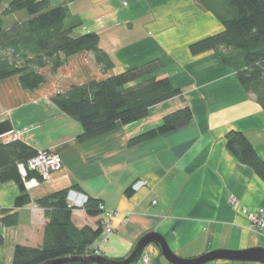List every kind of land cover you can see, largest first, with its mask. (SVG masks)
I'll return each mask as SVG.
<instances>
[{"label": "crops", "instance_id": "0c3cea01", "mask_svg": "<svg viewBox=\"0 0 264 264\" xmlns=\"http://www.w3.org/2000/svg\"><path fill=\"white\" fill-rule=\"evenodd\" d=\"M70 13L69 23H82L75 34L97 32L100 46L114 61L107 75L122 73L153 59L163 68L158 78L169 77L182 90L178 97L153 106L147 118L107 134L79 142L82 126L61 112L52 94L107 75L90 53H80L48 82L33 91L20 86L18 76L0 82V121L10 120L13 131L3 142L21 139L37 151L62 157L63 167L50 182L28 188L33 199L76 187L117 212L112 232H104L93 250L110 258H128L139 239L151 232L166 239L174 256L195 259L216 250L264 248L243 209L264 208V180L253 168L240 163L226 147V134L243 132L264 160V110L246 93L233 69L222 65L217 54L193 57L189 45L222 30L217 18L201 9L197 0H51ZM181 31L177 45L167 41L175 27ZM185 106L193 111L192 123L177 132L136 146L130 138L162 122L165 114ZM143 179L148 187L132 191ZM131 189V194L127 191ZM19 188L0 183V208L12 209ZM234 199L235 203H231ZM77 227L97 228L103 218L73 210ZM19 225L0 221V264H12L17 245L43 243L45 212L35 203L19 210ZM174 264L157 243H150L133 264ZM205 264H264L213 260Z\"/></svg>", "mask_w": 264, "mask_h": 264}, {"label": "trees", "instance_id": "16d2710c", "mask_svg": "<svg viewBox=\"0 0 264 264\" xmlns=\"http://www.w3.org/2000/svg\"><path fill=\"white\" fill-rule=\"evenodd\" d=\"M6 1L0 16V82L18 76L24 90H36L48 82L47 72L56 74L71 57L80 53H90L105 75L113 70L114 61L100 46L99 34L93 31L75 34L82 23H69L70 13L65 7L53 6L51 0H0V9ZM196 3L217 18L222 30L190 44L191 55L217 54L219 62L235 71L240 86L253 94L264 110V0H197ZM20 11H26L28 18L5 26L4 17ZM162 68L161 60L153 59L122 73L72 84L52 94L51 101L82 126L78 140L86 142L139 122L149 116L153 106L181 95L182 90L172 79L158 78ZM192 119L190 106L169 112L159 125L130 138L128 145L136 146L177 132L188 127ZM12 128L10 120L0 121V138L11 133ZM225 140L227 149L237 160L253 168L264 180V160L247 136L232 129ZM38 152L21 139L0 140V183L14 182L19 188L14 207L0 208L2 226H18L19 210L31 203L44 210L47 220L42 245H17L12 264H122L127 258H110L92 249L105 232L104 218L97 228L77 227L73 222L75 209L68 206L67 194L69 189L82 191L81 188L61 189L36 199L27 192L26 183L30 179L45 182L37 170L28 169L24 177L19 167ZM100 204V200L89 196L83 209L88 216L99 217L103 215ZM140 240L132 253L137 251ZM141 255L137 251L136 260Z\"/></svg>", "mask_w": 264, "mask_h": 264}, {"label": "built area", "instance_id": "2783aa9c", "mask_svg": "<svg viewBox=\"0 0 264 264\" xmlns=\"http://www.w3.org/2000/svg\"><path fill=\"white\" fill-rule=\"evenodd\" d=\"M19 167L24 177L27 176L28 169L37 170L41 174L43 181L48 182L51 180V176L54 172L62 169L63 160L59 154L49 150H43L39 151L32 159H29L26 165L21 164ZM35 184H40V181L37 178H32L26 183L29 188L32 187V185L35 186ZM131 187L133 191H139L148 187V183L143 179H139ZM66 200L70 208L75 210L78 208L83 209L89 201V195L83 191L69 189ZM231 203H235V200L232 199ZM100 209L103 211L102 216L104 218L103 220H105V232L111 233L113 231L111 222L113 218L117 216V212L105 210L102 204H100ZM243 212L248 215L251 226L256 232L264 235V208H258L254 211H249L245 208L243 209ZM141 260L143 264H153L147 255L142 256Z\"/></svg>", "mask_w": 264, "mask_h": 264}, {"label": "water", "instance_id": "95a60500", "mask_svg": "<svg viewBox=\"0 0 264 264\" xmlns=\"http://www.w3.org/2000/svg\"><path fill=\"white\" fill-rule=\"evenodd\" d=\"M157 243L162 250L163 255L166 259L174 264H205L213 260H232V261H241V262H262L264 263V248L255 247L245 250H216L205 254L201 257L195 259H183L180 257L174 256V253L171 251L168 242L162 235L151 232L144 236L138 243L137 251L141 253L144 252V249L150 243ZM137 251H134L122 264H131L137 259ZM75 259V258H73ZM69 260V258H68ZM135 260V261H134ZM96 261V260H94ZM54 262H48L44 264H52Z\"/></svg>", "mask_w": 264, "mask_h": 264}, {"label": "rangeland", "instance_id": "374dc122", "mask_svg": "<svg viewBox=\"0 0 264 264\" xmlns=\"http://www.w3.org/2000/svg\"><path fill=\"white\" fill-rule=\"evenodd\" d=\"M200 1V0H198ZM7 1L5 3H3L2 8L0 9V16L2 15V10L4 9V6L6 5ZM27 19L28 18V14L26 11H20L18 13H14V15L8 16V17H4V23L5 26H10L12 23H14L16 20H21V19ZM190 30V26L187 25H179L178 27H175V34L173 36H168L167 38V42L170 44H175L177 45L180 38H183L184 36L181 35V31H189ZM57 172V171H56ZM55 173V172H54ZM31 180V179H30ZM50 182V181H48ZM40 184H35V186L32 185V187H36L39 186ZM30 187V188H32ZM78 209H82V208H78Z\"/></svg>", "mask_w": 264, "mask_h": 264}, {"label": "bare ground", "instance_id": "6f19581e", "mask_svg": "<svg viewBox=\"0 0 264 264\" xmlns=\"http://www.w3.org/2000/svg\"><path fill=\"white\" fill-rule=\"evenodd\" d=\"M78 191H80V190H78Z\"/></svg>", "mask_w": 264, "mask_h": 264}]
</instances>
